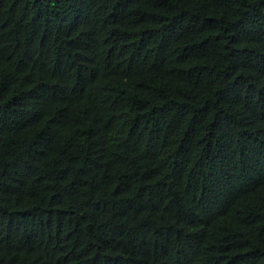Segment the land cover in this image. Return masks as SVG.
<instances>
[{"label":"trees","instance_id":"16d2710c","mask_svg":"<svg viewBox=\"0 0 264 264\" xmlns=\"http://www.w3.org/2000/svg\"><path fill=\"white\" fill-rule=\"evenodd\" d=\"M0 264H264V0H0Z\"/></svg>","mask_w":264,"mask_h":264}]
</instances>
